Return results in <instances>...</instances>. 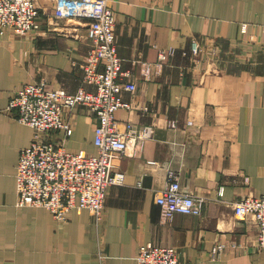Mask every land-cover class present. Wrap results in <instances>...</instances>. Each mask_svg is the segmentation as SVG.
<instances>
[{"label":"crops","instance_id":"1","mask_svg":"<svg viewBox=\"0 0 264 264\" xmlns=\"http://www.w3.org/2000/svg\"><path fill=\"white\" fill-rule=\"evenodd\" d=\"M54 1L35 0L36 31L0 34V264H99L100 255L106 264H136L148 243L174 249L178 264H264L253 217H234L236 201L264 195V0H107L122 80L135 85L121 93L129 109L116 118L153 126L154 135L114 158L124 179L108 187L99 223L87 210L60 222L17 204L18 156L33 131L7 110L14 92L41 80L49 90L94 91L73 64L89 49L88 21L55 19ZM160 51L168 56L157 66ZM65 118L71 135L52 141L96 154L95 117L77 106ZM169 173L204 199L201 215L163 217L155 199Z\"/></svg>","mask_w":264,"mask_h":264},{"label":"built area","instance_id":"2","mask_svg":"<svg viewBox=\"0 0 264 264\" xmlns=\"http://www.w3.org/2000/svg\"><path fill=\"white\" fill-rule=\"evenodd\" d=\"M38 8L35 0H0V34L11 30L25 36L38 29ZM53 17L57 20H87L89 49L80 62L73 64L82 72V82L94 87L71 94L64 89L49 90L44 80L17 89L8 102L7 110L15 114L18 123L30 127L33 135L29 145L19 152L15 173L17 204L20 207L44 208L57 221H66L73 210H87L96 223L102 219L104 201L110 185L121 184L123 172H113V160L140 148L154 135L153 126H137L119 122L116 112L129 106L122 92H133L132 81L122 70V60L115 44V20L107 0H55ZM197 56L202 49L192 40ZM215 49L211 54L215 55ZM168 53H158L157 66ZM196 61H199L196 60ZM85 107L95 117L93 145L96 154L72 153L52 141L51 136L62 132L63 140L71 135L72 127L65 118L67 110ZM146 111V108H143ZM122 125V126H120ZM164 218L174 214L199 216L204 199L181 190L178 177L169 173L167 184L156 196ZM252 216L257 226V247L264 252V195L247 196L234 203V217L245 220ZM225 245L212 248L215 257ZM106 264L105 256H99ZM136 264H178V255L170 247L140 246Z\"/></svg>","mask_w":264,"mask_h":264}]
</instances>
